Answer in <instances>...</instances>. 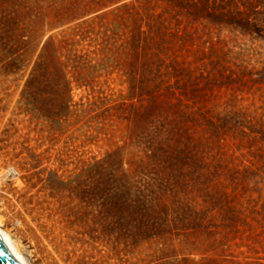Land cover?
<instances>
[{"label":"rangeland","instance_id":"obj_1","mask_svg":"<svg viewBox=\"0 0 264 264\" xmlns=\"http://www.w3.org/2000/svg\"><path fill=\"white\" fill-rule=\"evenodd\" d=\"M175 7L0 0V214L35 264H264V0L246 32Z\"/></svg>","mask_w":264,"mask_h":264},{"label":"trees","instance_id":"obj_2","mask_svg":"<svg viewBox=\"0 0 264 264\" xmlns=\"http://www.w3.org/2000/svg\"><path fill=\"white\" fill-rule=\"evenodd\" d=\"M177 1H180V3H177ZM197 2H186V0H169V3H173L174 6H176L175 11L180 12V10L184 11L188 16H191L193 20H208L211 23L217 24L219 26H231L233 28H236L242 32L251 31L252 23L250 22L251 19H249L251 12L255 10L257 7V3L259 0H232L228 3L225 1V6L229 8H236V14H234L235 11H230L229 13H221V10L225 9V7L222 6V2L220 0H197ZM223 5V6H224ZM170 6V5H169ZM173 7V6H172ZM146 11H150L149 8H143ZM147 30H144L140 33V37H142L141 44L143 45V53H144V59L148 56L149 58L153 59L156 58L157 61H162V59L159 57V51L156 50V53L154 55L149 54L145 50L149 40L152 37V40L154 39L153 31L156 34H162L163 32H168V25H165V27H162L161 25L155 23L151 24L147 23ZM184 37V36H183ZM185 39V37H184ZM167 140L171 139L169 136L166 137Z\"/></svg>","mask_w":264,"mask_h":264},{"label":"bare ground","instance_id":"obj_3","mask_svg":"<svg viewBox=\"0 0 264 264\" xmlns=\"http://www.w3.org/2000/svg\"><path fill=\"white\" fill-rule=\"evenodd\" d=\"M25 225L26 223H20L19 229H25ZM2 227H3V220L0 214V234L4 232L3 237L7 238L6 242L10 241L9 246H11L12 250L15 249V252L18 253V257H21V262H24V264H35L33 260H30V257L39 258L38 251L35 250V245H34L35 241L33 240L34 236L31 233H27L30 243H28L29 245H25L22 244L16 233H11L10 231ZM42 264H63V261L58 260L56 263L52 260L46 259L45 257L44 261H42Z\"/></svg>","mask_w":264,"mask_h":264},{"label":"water","instance_id":"obj_4","mask_svg":"<svg viewBox=\"0 0 264 264\" xmlns=\"http://www.w3.org/2000/svg\"><path fill=\"white\" fill-rule=\"evenodd\" d=\"M3 233L0 234V264H24L15 249L12 250L9 246L10 241L6 242L7 238L3 237Z\"/></svg>","mask_w":264,"mask_h":264}]
</instances>
